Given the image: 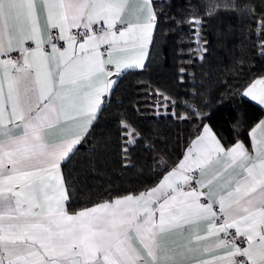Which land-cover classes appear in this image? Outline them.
<instances>
[{
    "label": "snow or ice",
    "instance_id": "snow-or-ice-1",
    "mask_svg": "<svg viewBox=\"0 0 264 264\" xmlns=\"http://www.w3.org/2000/svg\"><path fill=\"white\" fill-rule=\"evenodd\" d=\"M127 7V0H0V264H264V121L259 137L251 133L255 155L239 141L226 150L203 126L178 167L136 195L95 191L105 173L93 157L105 143L70 168L122 70L145 68L163 23L151 0H140L135 20L126 18ZM261 17L257 40L264 39ZM169 20L177 40L185 25L191 33L188 51L199 55L188 62L205 61L202 19ZM257 48L264 60V44ZM13 51L19 58H6ZM241 95L264 105V74ZM121 138L129 165L141 150L152 152L130 127ZM213 163L220 167L210 180ZM220 177L222 191H214Z\"/></svg>",
    "mask_w": 264,
    "mask_h": 264
},
{
    "label": "trees",
    "instance_id": "trees-1",
    "mask_svg": "<svg viewBox=\"0 0 264 264\" xmlns=\"http://www.w3.org/2000/svg\"><path fill=\"white\" fill-rule=\"evenodd\" d=\"M154 11L164 17L144 69L121 74L122 79L95 132L70 168H77L91 149L107 144V150L93 157L105 176L95 183L104 196L138 193L156 185L182 156L183 150L205 123H209L225 145L249 141L250 128L261 118L263 108L240 94V89L264 74V60L256 55L257 17L264 12V0H152ZM172 7L157 5H167ZM217 7H207L211 4ZM182 16H199L204 25L205 61L188 62L191 41L175 38L169 27ZM264 19V17H261ZM183 48V51L180 49ZM185 69L181 72L180 69ZM144 105H158L157 108ZM166 105V108L163 107ZM174 109V114H172ZM167 115H154L153 113ZM123 118V119H122ZM119 122V123H118ZM130 127L152 148L135 154L131 165L120 156L121 132ZM90 197L94 193L89 194ZM82 202H84L82 200ZM90 202V201H88Z\"/></svg>",
    "mask_w": 264,
    "mask_h": 264
},
{
    "label": "crops",
    "instance_id": "crops-1",
    "mask_svg": "<svg viewBox=\"0 0 264 264\" xmlns=\"http://www.w3.org/2000/svg\"><path fill=\"white\" fill-rule=\"evenodd\" d=\"M151 2H152V0H151ZM140 3V0H127V4H128V7H127V10H126V13H125V16H126V18H130V19H133V20H135V18L138 16V15H140V12H139V9H138V7H137V5ZM152 6H153V3H152ZM153 10H154V8H153ZM117 27L118 28H120V29H122L123 27H124V25L123 24H118L117 25ZM28 43H30V46L29 45H27ZM25 47H29V48H35V43L33 42V41H26L25 42ZM150 47H151V45L148 47V49H147V57H146V59H145V61H144V63H146V61H147V58H148V56H149V53H150ZM64 48H66V45H65V47ZM46 50H48V51H50V46H49V48L48 49H46ZM103 50V49H102ZM133 53H126L125 55H132ZM6 58H11V57H6ZM108 67V69L110 70V71H112L113 73H115V66L114 65H108L107 66ZM128 70H133V69H123L122 70V73L123 72H125V71H128ZM261 77V75L260 76H257V77H254V78H252L249 82H248V84L246 85V86H243L241 89H240V94L241 93H243L244 91H246L247 90V88L248 87H250V85L257 79V78H260ZM113 79H115V75H113V77H112ZM244 98H246V99H248V100H250L251 102H253V103H255V104H257L258 106H260L261 108H263V110H264V105H261L260 103H259V101L258 100H252L251 99V97H247V96H243ZM262 121H264V113H263V115L261 116V118L250 128V130H249V141L248 142H246V141H244V140H242V139H239V140H236L235 142H233V143H230V144H228V145H225V143H224V141L217 135V138L218 139H220L221 140V143L225 146V149L227 150L228 148H230L231 146H234V144L237 142V141H239V142H242L244 145H245V147L246 148H248L249 149V151H250V154H252V155H255L256 154V152H255V141L252 139V136H251V133H252V131L253 130H255L256 131V134H257V137H259L260 135H261V133H260V131H259V124L262 122ZM208 126V127H211L212 129H213V127L209 124V123H205L203 126ZM203 126H202V128H203ZM202 128H201V130L195 135V136H193L192 138H191V140H190V142L186 145V147L184 148V150H183V153H182V156L180 157V159L176 162V164L175 165H173L164 175H163V177L164 176H166L167 174H168V172H170V171H172V170H175L177 167H178V165L183 161V159H184V157L187 155V153H188V150H189V148H191L193 145H194V142H195V140H196V138L198 137V135H201L202 134ZM213 131H214V133H216L215 132V130L213 129ZM219 165L218 164H215V163H213V164H211L209 167H208V170H207V172H208V174H207V179H212L216 174H217V170L219 169ZM163 177L160 179V181L156 184V185H154V186H152V187H155V186H157L161 181H162V179H163ZM224 177H220L219 179H215V180H213V183H212V187H213V190L214 191H222V185H223V183H224ZM152 187H150V188H148V189H146V190H150ZM143 191H145V190H142V191H140V192H143ZM203 191L205 192V193H207V191H208V189L207 188H205V189H203ZM140 192H138V193H140ZM138 193H133L132 195H136V194H138ZM207 200V197L206 196H204V197H201V202H205ZM234 231V230H233ZM136 243L138 244V241H136ZM247 246V245H246ZM245 246V247H246Z\"/></svg>",
    "mask_w": 264,
    "mask_h": 264
},
{
    "label": "built area",
    "instance_id": "built-area-1",
    "mask_svg": "<svg viewBox=\"0 0 264 264\" xmlns=\"http://www.w3.org/2000/svg\"><path fill=\"white\" fill-rule=\"evenodd\" d=\"M56 34H57V33H56V30H53V35L55 36ZM27 45L30 46V43H28ZM60 45L62 46V48L65 47V44H64V42H62V41L60 42ZM45 48L48 49V48H49V45H45ZM9 57H11V58H13V59L19 58V53L13 51V52H11V53L9 54ZM121 74H122V72H121ZM185 187H187V186H185ZM195 187H196L197 189H199V184H196ZM246 245H247V243H246V239H245V244H244L243 246H246Z\"/></svg>",
    "mask_w": 264,
    "mask_h": 264
}]
</instances>
